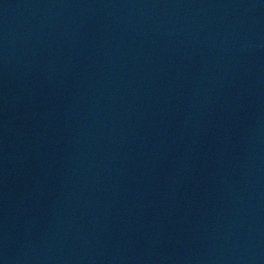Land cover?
<instances>
[{
    "label": "water",
    "instance_id": "1",
    "mask_svg": "<svg viewBox=\"0 0 264 264\" xmlns=\"http://www.w3.org/2000/svg\"><path fill=\"white\" fill-rule=\"evenodd\" d=\"M0 264H264V0H0Z\"/></svg>",
    "mask_w": 264,
    "mask_h": 264
}]
</instances>
